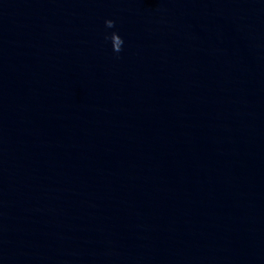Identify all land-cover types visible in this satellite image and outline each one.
<instances>
[{
    "label": "water",
    "instance_id": "1",
    "mask_svg": "<svg viewBox=\"0 0 264 264\" xmlns=\"http://www.w3.org/2000/svg\"><path fill=\"white\" fill-rule=\"evenodd\" d=\"M0 264H264V0H0Z\"/></svg>",
    "mask_w": 264,
    "mask_h": 264
},
{
    "label": "clouds",
    "instance_id": "2",
    "mask_svg": "<svg viewBox=\"0 0 264 264\" xmlns=\"http://www.w3.org/2000/svg\"><path fill=\"white\" fill-rule=\"evenodd\" d=\"M115 24H116V21L114 19L109 18V19H106L105 20L106 29H114L115 28ZM114 33H119L120 34V32L117 31V30H113L111 32H106L105 33V39L111 41V37H112V35ZM124 43H125V41H124V38H123V44H122V46L119 49H113L114 52L119 53L120 51H122Z\"/></svg>",
    "mask_w": 264,
    "mask_h": 264
}]
</instances>
